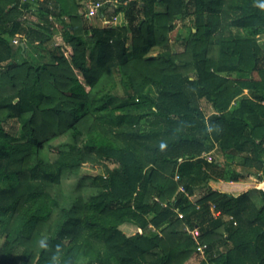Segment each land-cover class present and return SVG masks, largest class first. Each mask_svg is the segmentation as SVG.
<instances>
[{
    "label": "trees",
    "instance_id": "1",
    "mask_svg": "<svg viewBox=\"0 0 264 264\" xmlns=\"http://www.w3.org/2000/svg\"><path fill=\"white\" fill-rule=\"evenodd\" d=\"M263 33L264 0H0V264H264Z\"/></svg>",
    "mask_w": 264,
    "mask_h": 264
},
{
    "label": "rangeland",
    "instance_id": "2",
    "mask_svg": "<svg viewBox=\"0 0 264 264\" xmlns=\"http://www.w3.org/2000/svg\"><path fill=\"white\" fill-rule=\"evenodd\" d=\"M50 19H51L50 21H52L54 23L55 32L56 33H60L62 31V29H63L62 28V24L58 20H55L54 18H50ZM89 20H90V26L95 25V26H98V27H102L104 25H106L107 27H115V26H119V25L124 24V20H123V16L122 15L121 16H117L114 21L112 20L111 22H108V23L107 22L103 23V21L99 17V14L96 15L95 17L90 18ZM87 25L89 26V24H87ZM261 37H262V39H264V33L261 35ZM262 41H264V40H262ZM10 44L12 46L13 51H15L16 57L18 58L19 54H20V50H18V48L20 47V45L22 46V43L19 40L11 39L10 40ZM173 48H176L177 50L179 49L177 46L173 47ZM31 53H32L31 59L35 63L43 62V61L47 60V57H46V59H43L42 57H39V55H38L39 51L36 50V49L32 50ZM207 110H208L207 113L212 112V110L209 107H208ZM17 129H18L17 126H14V125L11 126V124H7L6 125V130L12 135L17 133L16 132V131H18ZM209 156L211 158H213V161H216V162L218 161V162L223 164V165H221V168H222L223 172L225 173V179L228 180L229 173L226 172V171H228V166H225V163L229 162V163L234 164V162H232L231 160L228 161V160L222 158V156L219 155V154H212V155H209ZM236 169L238 171H241V169L238 168V167H236ZM202 258H203V256H201V257L199 256L198 260L202 259ZM198 260L193 258L190 262H187V264H198Z\"/></svg>",
    "mask_w": 264,
    "mask_h": 264
},
{
    "label": "built area",
    "instance_id": "3",
    "mask_svg": "<svg viewBox=\"0 0 264 264\" xmlns=\"http://www.w3.org/2000/svg\"><path fill=\"white\" fill-rule=\"evenodd\" d=\"M31 1H33V0H31ZM100 6H101V4H99V3H97V4L91 3V4L89 5V7H88V12L85 14V17H86L87 19H90V18L94 17L95 15H97V11H98V9H99ZM115 19H116V17L113 18V21H114ZM209 160H210V159H209ZM215 216H218V213L215 214ZM179 217L181 218L182 216L180 215ZM192 234H193V237L196 238V237L198 236V231L195 230V231H193ZM204 249H205V246H204V245H199V244H198V252H199L201 255L204 254Z\"/></svg>",
    "mask_w": 264,
    "mask_h": 264
},
{
    "label": "crops",
    "instance_id": "4",
    "mask_svg": "<svg viewBox=\"0 0 264 264\" xmlns=\"http://www.w3.org/2000/svg\"><path fill=\"white\" fill-rule=\"evenodd\" d=\"M101 20L103 21V23L105 22V21H104V20H105L104 18H101ZM105 23H106V22H105ZM14 39H15V40H18V39H16V38H14ZM14 39H13V40H14ZM21 43H22V42H21ZM20 46H21V45H20ZM21 47H23V43H22V46H21Z\"/></svg>",
    "mask_w": 264,
    "mask_h": 264
},
{
    "label": "clouds",
    "instance_id": "5",
    "mask_svg": "<svg viewBox=\"0 0 264 264\" xmlns=\"http://www.w3.org/2000/svg\"><path fill=\"white\" fill-rule=\"evenodd\" d=\"M42 243V245H43V242H41Z\"/></svg>",
    "mask_w": 264,
    "mask_h": 264
}]
</instances>
